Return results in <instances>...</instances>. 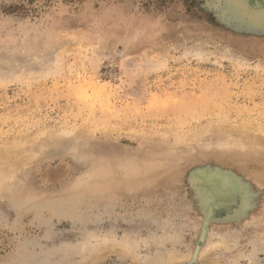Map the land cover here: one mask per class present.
Segmentation results:
<instances>
[{
	"label": "rangeland",
	"instance_id": "rangeland-1",
	"mask_svg": "<svg viewBox=\"0 0 264 264\" xmlns=\"http://www.w3.org/2000/svg\"><path fill=\"white\" fill-rule=\"evenodd\" d=\"M0 264H264V0H0Z\"/></svg>",
	"mask_w": 264,
	"mask_h": 264
},
{
	"label": "bare ground",
	"instance_id": "bare-ground-1",
	"mask_svg": "<svg viewBox=\"0 0 264 264\" xmlns=\"http://www.w3.org/2000/svg\"><path fill=\"white\" fill-rule=\"evenodd\" d=\"M260 145V144H259ZM262 146V145H261ZM244 202V201H243ZM242 208V207H241ZM246 208V207H245ZM242 209H244V208H242ZM204 230V229H203ZM201 240V239H200ZM236 263H237V261H236Z\"/></svg>",
	"mask_w": 264,
	"mask_h": 264
}]
</instances>
